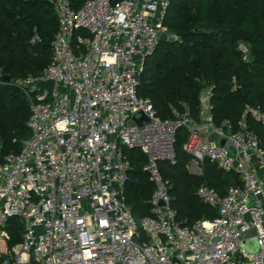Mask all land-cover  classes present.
<instances>
[{"label":"built area","instance_id":"2783aa9c","mask_svg":"<svg viewBox=\"0 0 264 264\" xmlns=\"http://www.w3.org/2000/svg\"><path fill=\"white\" fill-rule=\"evenodd\" d=\"M53 2L59 31L51 63L37 77L13 81L29 101L32 134L18 153L0 147V264H264V138L251 125H264V110L246 104L237 125L217 124L211 85L200 95L198 118L176 111L164 120L138 95L145 60L167 32L170 0H87L79 9L70 0ZM80 29L91 36L78 38L86 52L77 55ZM240 48L249 61L250 46ZM49 80L52 93L38 86ZM181 127L189 134L191 172L202 174L209 160L242 180L225 196L201 184L198 197L219 215L185 226L160 168L161 161L175 163ZM213 134L226 137L225 144L217 145ZM123 145L148 159L152 215L140 225L149 241H137ZM14 217L23 226L16 244L7 228ZM252 241L255 252L246 246Z\"/></svg>","mask_w":264,"mask_h":264},{"label":"trees","instance_id":"16d2710c","mask_svg":"<svg viewBox=\"0 0 264 264\" xmlns=\"http://www.w3.org/2000/svg\"><path fill=\"white\" fill-rule=\"evenodd\" d=\"M87 0H70L74 9ZM118 2L120 0H113ZM167 32L176 36L160 42L144 63L137 88L166 120L174 113L199 117L204 85H214L215 122L237 125L246 104L264 110V0H170L165 16ZM59 31V17L53 0H0V147L4 154L18 153L32 134L28 127L31 108L25 93L14 80L39 76L49 66L53 42ZM39 40L33 42L36 36ZM77 31L73 47L77 55L86 52ZM241 43L250 46L251 58L242 59ZM5 76H10L7 80ZM253 130L264 138V125L251 121ZM189 134L184 127L176 133L175 163L161 161L160 168L171 189L177 220L192 225L200 219H215L218 210L197 195L205 183L225 196L230 187L242 185L234 171H225L207 160L202 174L189 169L191 156L184 145ZM131 162L126 182V199L138 221L137 241H149L140 223L151 216L154 185L144 169L146 154L138 148L122 146ZM12 244L22 240L23 226L14 217L7 225Z\"/></svg>","mask_w":264,"mask_h":264},{"label":"water","instance_id":"95a60500","mask_svg":"<svg viewBox=\"0 0 264 264\" xmlns=\"http://www.w3.org/2000/svg\"><path fill=\"white\" fill-rule=\"evenodd\" d=\"M169 35L170 34L167 33V32L162 33V35H161V41L162 42L167 41ZM5 78L7 80H10L11 79L10 76H5ZM38 86H39L40 89H42V90L46 89V90H48L49 93H52V91H53V89L55 87V82L53 80H49V81H46V82H43L42 81V82L39 83ZM206 87H207V85L205 84L204 85V88H206ZM135 119L138 121V123H141V121L144 119V116H143L142 113H140V114H138L135 117ZM212 138L216 141V144L219 145V146H223L225 144V142H226V137L220 136L218 134H213L212 135ZM246 246L252 252H255V251H257L259 249L256 242H253V243H249L248 242V243H246Z\"/></svg>","mask_w":264,"mask_h":264},{"label":"rangeland","instance_id":"374dc122","mask_svg":"<svg viewBox=\"0 0 264 264\" xmlns=\"http://www.w3.org/2000/svg\"><path fill=\"white\" fill-rule=\"evenodd\" d=\"M205 167L203 168V171H204ZM193 172V171H192ZM194 173V172H193Z\"/></svg>","mask_w":264,"mask_h":264},{"label":"crops","instance_id":"0c3cea01","mask_svg":"<svg viewBox=\"0 0 264 264\" xmlns=\"http://www.w3.org/2000/svg\"><path fill=\"white\" fill-rule=\"evenodd\" d=\"M251 243H253V241Z\"/></svg>","mask_w":264,"mask_h":264}]
</instances>
